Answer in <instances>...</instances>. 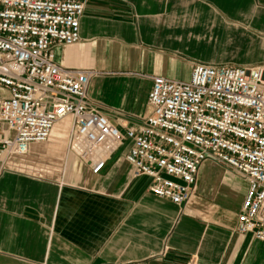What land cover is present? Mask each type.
I'll return each mask as SVG.
<instances>
[{"label": "crops", "instance_id": "1", "mask_svg": "<svg viewBox=\"0 0 264 264\" xmlns=\"http://www.w3.org/2000/svg\"><path fill=\"white\" fill-rule=\"evenodd\" d=\"M56 61L94 70L89 97L119 129L150 114L151 77L189 81L196 64L264 65V0H87L80 40ZM9 91L0 86V102ZM69 119L0 166V264H264L236 231L248 184L205 162L179 206L134 177L126 142L99 174L69 152Z\"/></svg>", "mask_w": 264, "mask_h": 264}, {"label": "built area", "instance_id": "2", "mask_svg": "<svg viewBox=\"0 0 264 264\" xmlns=\"http://www.w3.org/2000/svg\"><path fill=\"white\" fill-rule=\"evenodd\" d=\"M87 0H0V166L72 122L69 152L99 174L124 143L134 177L155 196L185 206L205 162L245 180L236 231L264 241V65L196 64L189 81L151 77L150 114L117 128L89 97L96 72L56 61L57 45L80 40ZM191 264H196L193 260Z\"/></svg>", "mask_w": 264, "mask_h": 264}, {"label": "rangeland", "instance_id": "3", "mask_svg": "<svg viewBox=\"0 0 264 264\" xmlns=\"http://www.w3.org/2000/svg\"><path fill=\"white\" fill-rule=\"evenodd\" d=\"M94 71V70H93ZM70 125H71V123H70Z\"/></svg>", "mask_w": 264, "mask_h": 264}, {"label": "bare ground", "instance_id": "4", "mask_svg": "<svg viewBox=\"0 0 264 264\" xmlns=\"http://www.w3.org/2000/svg\"><path fill=\"white\" fill-rule=\"evenodd\" d=\"M65 120V119H64Z\"/></svg>", "mask_w": 264, "mask_h": 264}]
</instances>
